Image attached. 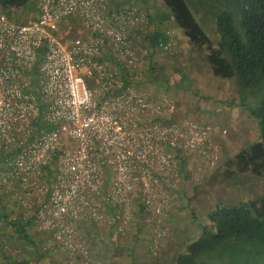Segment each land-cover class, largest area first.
Listing matches in <instances>:
<instances>
[{
    "label": "built area",
    "instance_id": "2783aa9c",
    "mask_svg": "<svg viewBox=\"0 0 264 264\" xmlns=\"http://www.w3.org/2000/svg\"><path fill=\"white\" fill-rule=\"evenodd\" d=\"M113 5L36 0L25 22L0 5V152L9 165L1 178L24 189L15 221H27L33 197L31 218L51 251L85 252L83 222L130 224L137 194L160 212L157 174L171 176V148L191 170L217 160L209 127L151 121L133 30L145 18Z\"/></svg>",
    "mask_w": 264,
    "mask_h": 264
},
{
    "label": "rangeland",
    "instance_id": "374dc122",
    "mask_svg": "<svg viewBox=\"0 0 264 264\" xmlns=\"http://www.w3.org/2000/svg\"><path fill=\"white\" fill-rule=\"evenodd\" d=\"M35 2L29 0L25 7L5 11L17 22H25L35 16ZM113 4L111 10L132 7L145 18L133 30L143 54L141 85L149 93L147 101L154 105L151 121L160 127L187 122L209 127L211 141L219 149L217 160L210 169L191 170L180 149L171 148V176L163 180L157 174L155 202L163 205L160 212L145 210L137 194L130 224H78L85 252H66L45 248L49 234L39 231L31 218L33 197L28 198L27 221L20 223L23 232L11 224L25 209L18 200L24 189L20 182L1 178L7 176L9 166L2 160L4 150L0 152V264L8 256L37 264H176V257L209 223L208 212L215 205H234L264 193V171L258 175L230 169V173L227 164L235 153L259 139L258 121L251 111L258 98L247 93L243 99L234 77L213 76L208 50L191 44L162 0H113ZM196 17L217 47L219 33L211 11L200 10ZM153 39L156 44H151Z\"/></svg>",
    "mask_w": 264,
    "mask_h": 264
},
{
    "label": "trees",
    "instance_id": "16d2710c",
    "mask_svg": "<svg viewBox=\"0 0 264 264\" xmlns=\"http://www.w3.org/2000/svg\"><path fill=\"white\" fill-rule=\"evenodd\" d=\"M175 25L197 49L206 48L213 76L234 77L241 97L258 98L251 110L259 125V139L239 150L227 162L228 172L264 171V0H162ZM29 0H0L6 11L28 5ZM213 14L219 33L214 46L196 13ZM151 44H156L155 39ZM209 223L176 264H264V193L234 205H215L208 212ZM11 224L19 231L22 225ZM3 264H37L27 258L4 257Z\"/></svg>",
    "mask_w": 264,
    "mask_h": 264
},
{
    "label": "crops",
    "instance_id": "0c3cea01",
    "mask_svg": "<svg viewBox=\"0 0 264 264\" xmlns=\"http://www.w3.org/2000/svg\"><path fill=\"white\" fill-rule=\"evenodd\" d=\"M16 230L19 232V230L16 228ZM21 232H23V231H21Z\"/></svg>",
    "mask_w": 264,
    "mask_h": 264
}]
</instances>
